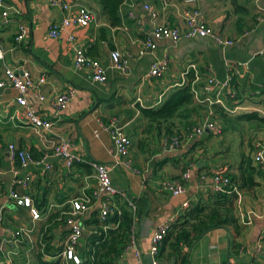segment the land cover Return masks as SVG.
<instances>
[{
	"label": "crops",
	"instance_id": "crops-1",
	"mask_svg": "<svg viewBox=\"0 0 264 264\" xmlns=\"http://www.w3.org/2000/svg\"><path fill=\"white\" fill-rule=\"evenodd\" d=\"M64 1L74 7L89 9L94 21L84 28H66L56 39L48 36L49 27L59 22L62 14L51 8L47 0H4V8L14 10L13 13L9 11L6 20L0 10V47L4 51L0 80L4 78V67L17 73L27 71L35 83L44 76L45 84L38 87V94L44 101L38 102L32 89L25 93V98L42 119L52 124L48 134L22 124L15 117L17 91L0 88V241L9 239L7 231L27 229L28 236L22 238L15 249L14 264H35L31 245L36 244L43 222H33L26 208L14 206L9 197L10 190L14 189L20 195L28 193L33 205L35 199L41 200L46 205V214L57 215L59 222L71 199L92 192L95 179L90 163L112 165L109 155L112 141L105 129L119 128L131 142L128 158L138 174L122 167L114 168L109 175L110 181L122 194L120 199L134 203L146 200L144 212L136 217L134 233L146 264H150L149 240L156 228L171 218L180 217L185 210H181L183 203H187L188 208L191 203L213 196V174H236L241 164V143L246 144L253 134V154L257 143L264 146V130L253 133L246 130L236 155L230 144L227 150H222L224 140L214 135L196 137L183 147L169 149L164 144L165 139L175 135L185 123L198 124L204 114L189 113L185 108L181 113L183 118L153 121L143 117L141 110L161 108L171 95L185 87L195 88L202 98L203 87L209 78L222 83L230 74V86L236 98H226L225 91L222 95L225 106L235 109L231 115L257 112L264 117V22L256 23L257 16L263 15L264 0H259L257 5L247 0H195L192 7L199 11L201 21L234 41V45L222 50L208 37L181 39L176 44L159 41L154 57L166 59L167 67L158 79L147 76L153 57H137L143 39L152 29L149 14L143 6L148 5L156 11V24L182 28L183 11L188 8L182 0H123L117 10L118 26H112L106 20L99 0ZM19 24L26 26L27 35L21 44H16ZM77 48L105 67V83H94L88 74L73 70L72 60ZM114 50L128 58L125 74L110 68L109 55ZM227 62L242 64L228 72ZM190 66L195 69H189ZM66 91H72L71 99L64 110L56 111L52 102ZM215 116L212 114V119L219 126ZM60 139L69 140L71 154L79 157L81 163L66 168L62 160L51 156L41 162L42 157L50 153L52 141ZM195 142L198 146L191 150ZM8 144L26 151L33 162L26 168L10 162L5 153ZM30 153L38 158L33 159ZM45 163L50 164V170L45 169ZM14 169L18 170L20 179L29 176L27 190L14 184ZM187 170L189 178L184 181V194L174 197L158 190L159 182L178 179ZM254 180L253 188H237L229 194L239 232L230 227L213 229L192 246H181L180 253L175 256H168L167 246L162 242L159 253L162 250L163 254L158 255L157 264H264V173L261 171ZM97 210V204L93 205L80 220L82 235L85 221L95 213L98 216ZM247 213L254 214L250 225H244L242 221ZM82 235L77 250L83 248ZM48 237L51 246L60 252L67 237L66 225L58 224ZM9 248L11 245L7 244L5 249ZM114 264H137V261L133 253L123 252L114 259Z\"/></svg>",
	"mask_w": 264,
	"mask_h": 264
},
{
	"label": "built area",
	"instance_id": "built-area-1",
	"mask_svg": "<svg viewBox=\"0 0 264 264\" xmlns=\"http://www.w3.org/2000/svg\"><path fill=\"white\" fill-rule=\"evenodd\" d=\"M51 8L58 9L61 14V20L59 22L53 23L49 27L48 36L50 38L56 39L60 32L71 26L87 27L94 21L93 13L85 7H74L71 4L66 3L64 0H47ZM185 5L188 6L183 11V27L182 28H170L160 24H156L155 20L157 18V13L148 5H144V11H147L152 24V29L146 34L143 39L142 46L137 52V57L152 56L153 59L150 62L148 77L158 79L162 76L164 70L167 67V60H158L154 57L155 51L157 49V44L159 41L165 40L173 44H176L181 39H196V38H211L213 42L222 50H225L234 45V41L229 38L222 36L221 34L215 32L210 27H208L200 19L199 11L192 7L195 0H182ZM248 2L255 3L257 5L259 0H247ZM4 0H0V10L1 16L4 20L7 19L9 11L12 13L14 10L4 8ZM263 11L262 9H259ZM130 19H134L133 15H129ZM264 22V12L263 15H259L256 18L257 25ZM27 35L26 26L19 24L17 26V32L15 35L16 44H21ZM69 41L73 42V38L69 37ZM110 68L120 71L121 73H126L128 69V58H124L116 50L111 51L110 55ZM4 60V51L0 47V62ZM242 63L227 62L225 68L230 72L233 68L241 65ZM246 66V64H244ZM72 68L75 72L86 73L89 79L94 83H105L107 79L106 69L97 60L88 58L84 51L77 48L74 51V57L72 60ZM191 70H194V66H190ZM187 73L189 71H186ZM4 78L0 80V88H12L17 91L18 95L14 99L16 104L15 117L24 125L30 127L34 131H40L42 134H48L51 132L52 124L42 119L37 112L31 108L25 98V93L32 89L35 90L34 97L38 102H43L44 97L38 94V87L45 84L46 79L44 76L39 77L35 83L32 76L27 72L22 70L17 73L12 68H3ZM231 77L230 74L222 82L218 83L214 79L209 78L207 84L203 87L204 95L202 97V103L208 107L220 106L227 113H234L235 109H229L224 104V99L222 92H226V98L234 99L236 93L231 89L230 86ZM193 99L200 103V95L195 88L190 89ZM214 96H210V94ZM72 96V91H66L58 94L53 102L52 106L56 111L64 110L70 101ZM109 132L110 139L112 141V148L109 155L112 159V165H105L100 163H90V167L94 171L95 185L90 195H83L81 197H76L71 199L66 212L67 219L65 225L68 230V234L62 250L59 252L56 258L61 260L66 264H80L81 259L77 253V247L79 239L82 235V229L80 226V220L84 215H86L91 207L97 204L98 216L101 221H104L108 216L118 215L119 208L117 204V197H121L122 194L116 191L111 185L110 172L114 168L122 167L124 169L131 170L132 173L138 174V171L132 167L129 160V153L131 148V142L128 137L119 128H107L105 129ZM220 128L213 122L212 112L209 110L203 119L190 128L181 131L178 134L165 139L164 144L167 145L169 149H178L183 147L186 143L193 140L196 137L203 135H214L220 136ZM71 144L69 140L60 139L52 141L50 147V153L42 157L41 162H45L48 156L53 158H58L63 161L66 168H71L72 165L77 162L81 163L79 157H75L71 154L70 148ZM7 159L14 163L17 162L20 168H26L32 161L30 155L17 148L14 144H8L5 150ZM253 161L264 173V146L261 143H257L255 150L253 152ZM45 169L50 170L51 166L45 163ZM1 174V170H0ZM13 174L14 184L20 187L22 190H27L29 186V176L26 175L24 178H18V170L14 169ZM189 178V171H185L181 176L180 180H163L159 182L158 190L161 192L169 193L170 195L177 197L185 193L184 181ZM234 188H231L229 178L223 172L214 173L212 176V192L214 194H230L235 192ZM10 199L16 204V206L24 207L28 210L29 216L33 222L40 220L41 215L39 211L32 205L30 196L27 193L22 195L18 194L15 190H10ZM128 205L132 210H134V205L128 202ZM187 208V203H183L182 209ZM254 219L253 213H247L242 218L244 225H250ZM176 221L175 217L169 219L165 224L158 226L150 237L149 240V256L150 264H157L158 253L163 241V238L169 231L171 225ZM135 227L131 232L128 244L124 249V252L133 253L137 264H146L143 255L139 250L137 244V238L134 233ZM9 235L8 240L0 241V264H14V258L17 256V251L15 250L18 243L22 238L27 237L29 231L27 229H19L14 232L7 231ZM7 244L11 245V248L5 249ZM32 250V247H31ZM48 258V257H46ZM249 264H257L255 262H249Z\"/></svg>",
	"mask_w": 264,
	"mask_h": 264
},
{
	"label": "trees",
	"instance_id": "trees-1",
	"mask_svg": "<svg viewBox=\"0 0 264 264\" xmlns=\"http://www.w3.org/2000/svg\"><path fill=\"white\" fill-rule=\"evenodd\" d=\"M122 1L123 0H99L102 13L112 26L119 25L120 21L117 16V10ZM201 100L202 98L200 99V103H195L193 95L190 92V87H185L171 95L161 108L157 110L142 109L141 113L143 117L148 120L157 121L163 119L166 121L183 118L181 113L185 108V110H189V113H194L196 115L204 114V116L210 110L212 114L216 115L214 118L218 124L225 129L240 131L244 134L246 130H248V132L259 129L264 130V117H262L260 113L246 112L231 115L233 113H227L218 106L208 107L206 104L204 105ZM186 120H188V118H186ZM244 123L247 124L246 128H243ZM195 125V122L185 123L182 129L177 130L176 134ZM252 143L253 140L250 142L248 141L246 144L241 143V150L239 152L241 164L236 169L237 173H224L229 178L231 188H235L236 190L237 188L249 190L256 185L254 177L258 176L261 171L258 167H254L256 165L253 161ZM197 146L198 143L195 142L191 145V150H194ZM30 154L33 159L36 160L38 158L33 153ZM180 178L173 180H180ZM30 199L32 198L30 197ZM231 199L232 197H230L229 194L220 193L210 196L206 201L200 199L196 203H191V205L184 210L183 214L171 225L169 231L163 238L162 242L167 246L168 256L179 254L181 246H192L205 233L213 229L230 227L235 232H239V225L234 217ZM116 201L117 204H119L118 215L108 216L104 221H101L95 213L93 214L94 217L90 220L85 221V218L83 219L85 221L84 233L82 235L84 244L83 248H81L82 251H80V248L77 250L81 259L80 264H114V259L124 252L131 232L134 229L136 217L144 212L143 210L147 204L144 199L137 200L134 203L130 200L117 197ZM128 202L134 205V210L130 208ZM34 205L33 206L41 215L40 221L43 222L38 230L36 244L31 245L32 251L34 252L32 257L35 259V264H66L58 258L54 259L59 252L51 246V239L48 237V234L55 229L58 224L65 225L67 219L66 212L68 210L64 212L63 216H60L59 223L57 221V215L48 216L46 214V205L41 200L35 199ZM14 206H16V204ZM1 225L2 227L4 226L2 222ZM160 253L163 254L162 250ZM160 253H158V255ZM45 257L49 259L46 260L44 259Z\"/></svg>",
	"mask_w": 264,
	"mask_h": 264
},
{
	"label": "rangeland",
	"instance_id": "rangeland-1",
	"mask_svg": "<svg viewBox=\"0 0 264 264\" xmlns=\"http://www.w3.org/2000/svg\"><path fill=\"white\" fill-rule=\"evenodd\" d=\"M151 31V30H150ZM214 122V121H213ZM221 130V140H224L223 141V144H222V150H227L229 148L228 144H230L233 149H232V152L234 155H236L237 153V147L239 146V143H240V139H244V133H241L240 131H236V130H228V129H225L223 126L219 125L218 126ZM247 127V124H244L243 125V128H246ZM254 132V131H253ZM252 132V133H253ZM213 136V135H212ZM227 138V140H225ZM254 136L253 134H250V139H249V142L251 140L254 141ZM255 142V141H254ZM221 143V142H220ZM253 144V143H252ZM219 148H220V145H219ZM235 149V150H234ZM235 189V188H234ZM236 190V189H235ZM236 192V191H235ZM82 251V249L80 250Z\"/></svg>",
	"mask_w": 264,
	"mask_h": 264
}]
</instances>
